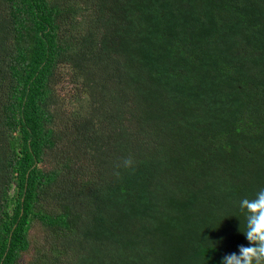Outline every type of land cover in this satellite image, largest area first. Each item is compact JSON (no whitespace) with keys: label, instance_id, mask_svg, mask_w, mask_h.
Here are the masks:
<instances>
[{"label":"trees","instance_id":"16d2710c","mask_svg":"<svg viewBox=\"0 0 264 264\" xmlns=\"http://www.w3.org/2000/svg\"><path fill=\"white\" fill-rule=\"evenodd\" d=\"M261 188L264 0H0V264H222Z\"/></svg>","mask_w":264,"mask_h":264},{"label":"clouds","instance_id":"9594fccd","mask_svg":"<svg viewBox=\"0 0 264 264\" xmlns=\"http://www.w3.org/2000/svg\"><path fill=\"white\" fill-rule=\"evenodd\" d=\"M133 165L134 161L126 158L117 167L131 168ZM239 207L246 215V228L242 232L249 246L240 245L238 254L233 252L226 255L222 264H264V188L259 189L252 198H243Z\"/></svg>","mask_w":264,"mask_h":264},{"label":"rangeland","instance_id":"374dc122","mask_svg":"<svg viewBox=\"0 0 264 264\" xmlns=\"http://www.w3.org/2000/svg\"><path fill=\"white\" fill-rule=\"evenodd\" d=\"M67 81H70L68 78L66 79V81H61L59 82L57 89L58 92H60L61 94V99L65 98L64 101V105L62 106L63 108L69 107L72 109L76 108L78 106L77 104V99L76 96L78 94L79 91H77L73 84L70 82L68 84ZM55 158V154L53 153L50 156V160L49 162H45L44 165H46V168L50 169L52 167H61L63 165V162H54ZM41 227H35V229L32 231L31 235L32 237H40L41 236ZM34 253L32 252H26L23 256V258L21 259V263L20 264H28L29 261L31 260L32 256Z\"/></svg>","mask_w":264,"mask_h":264}]
</instances>
